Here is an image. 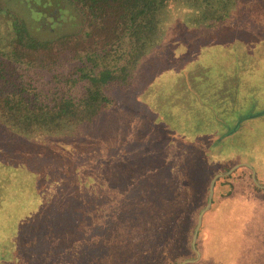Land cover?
Listing matches in <instances>:
<instances>
[{
  "label": "trees",
  "instance_id": "1",
  "mask_svg": "<svg viewBox=\"0 0 264 264\" xmlns=\"http://www.w3.org/2000/svg\"><path fill=\"white\" fill-rule=\"evenodd\" d=\"M171 3L191 9L196 22L210 30L239 0H0V143L6 148L0 150V167L19 155L29 166L20 179H12L10 169L0 176L4 188L14 192L0 197V261L178 264L195 255L197 213L216 172L248 161L264 182V149L251 147L239 158L236 148L227 149L229 132L211 135L199 152L185 142L176 164L171 157L149 160L145 131H138L135 144L128 131L114 151L96 135L85 138L84 132L91 134L102 114L116 107L113 89L132 82ZM65 14L77 26L57 31L52 22ZM173 139L160 141L159 151ZM33 144L51 147L31 149ZM133 147H138L135 156ZM35 159L55 165L48 170ZM197 164L204 179L194 174ZM187 167L188 173L182 171ZM111 182L118 196L101 211L97 192ZM113 212L136 213L120 220ZM19 221L29 228H18ZM225 239L264 243V188L246 166L216 180L197 235L200 258L186 264L217 263L221 253L213 243Z\"/></svg>",
  "mask_w": 264,
  "mask_h": 264
},
{
  "label": "rangeland",
  "instance_id": "2",
  "mask_svg": "<svg viewBox=\"0 0 264 264\" xmlns=\"http://www.w3.org/2000/svg\"><path fill=\"white\" fill-rule=\"evenodd\" d=\"M190 11L173 3L168 6L156 42L139 60L132 82L113 89L116 107L105 111L97 129L91 134L90 130L84 132L85 138L96 135L99 144L114 151L115 145L123 144L120 140L128 131L132 144L138 139L135 136L145 131L144 141L153 155L149 160L155 163L168 157L173 164L180 162L176 153L185 142L199 152L216 132L230 133L226 135L227 149L236 148L239 158L248 156L251 147L264 149V113H260L264 109V0H239L234 12L210 30L203 29ZM75 20L65 14L52 22V26L57 31L69 26L75 28ZM169 137L175 139L159 151L160 141ZM204 141L200 145L190 144ZM1 145L0 150L4 151ZM40 148L45 149L42 144L31 146V149ZM137 148H132L133 156L138 154ZM0 156L3 158L2 153ZM14 158L10 166L1 163L0 176L8 175L5 171L10 169L12 179L23 177L24 168L29 166H23L22 156ZM33 163L49 166L37 159ZM199 164L194 174L204 179L205 170L201 172ZM54 165L52 162L48 170ZM182 171L188 173V167ZM114 184L111 182L106 191L97 192L101 211L106 209L108 200L118 196ZM1 185L0 180V197L14 194ZM115 209L113 205L111 211ZM136 212L113 214L122 220L132 218ZM17 227L29 228L20 221ZM231 241H214L213 246L218 245L221 253L215 264H264V243Z\"/></svg>",
  "mask_w": 264,
  "mask_h": 264
},
{
  "label": "water",
  "instance_id": "3",
  "mask_svg": "<svg viewBox=\"0 0 264 264\" xmlns=\"http://www.w3.org/2000/svg\"><path fill=\"white\" fill-rule=\"evenodd\" d=\"M243 166L249 167V169L251 171V177H252V180L254 181V183L257 186L264 188V183H261V182H259L257 180V178H256V170L253 167V165L250 162H248V161H238V162L234 163L233 165H231L228 169H226L224 171L216 172L209 180L206 204L197 213L196 223H195L194 230H193V233H192V238H191V246H192V249L195 252V255L193 257H188V258H185V259L179 261L178 264H186V263L196 262L200 258L201 252L196 247V240H197L198 231H199V229L201 227V224H202L203 214L205 213V211L210 209L211 204H212V197H213V194H214L215 182H216V180L219 177L229 175L233 171H235L237 168L243 167ZM231 189H232V185H230V190ZM0 264H6V263L0 261Z\"/></svg>",
  "mask_w": 264,
  "mask_h": 264
}]
</instances>
